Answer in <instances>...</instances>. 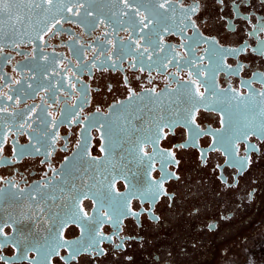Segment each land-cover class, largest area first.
Masks as SVG:
<instances>
[{"label": "flooded vegetation", "instance_id": "1", "mask_svg": "<svg viewBox=\"0 0 264 264\" xmlns=\"http://www.w3.org/2000/svg\"><path fill=\"white\" fill-rule=\"evenodd\" d=\"M16 1L8 21L37 32L0 45V94L13 96L0 98L8 108L0 112V264H260L264 2L173 0L170 19L146 42L149 60L128 31L84 26L59 0ZM92 6L106 15L123 8ZM189 72L203 74V99L178 88ZM141 146L151 159H141ZM113 176L124 177L114 187L127 197L118 222L104 216L107 203L93 202ZM157 188L154 201L145 198Z\"/></svg>", "mask_w": 264, "mask_h": 264}, {"label": "snow or ice", "instance_id": "2", "mask_svg": "<svg viewBox=\"0 0 264 264\" xmlns=\"http://www.w3.org/2000/svg\"><path fill=\"white\" fill-rule=\"evenodd\" d=\"M44 2L51 5L53 3V0H44ZM262 2H264V0H262ZM10 3L11 0H0V13H4L8 11ZM59 3L62 5L61 11H66L72 16H77V17L83 15L84 19L81 21V24L90 27L93 30L96 27L103 24L106 27H111L112 31L117 34L119 31H128L129 32L128 40L132 46V49L134 51L139 52L141 56H143L144 53H149L147 59L151 60L153 55L152 52H149L151 44H148L146 42L151 39L150 33L157 25L164 24L166 20L170 19V17L167 14L169 13L170 9H172L173 0H118V3L123 5V8L119 12H111L110 15H106L102 13L98 7H93L92 0H59ZM180 6L183 7V5ZM187 10L191 13H196L199 10V4L194 3ZM189 19H191V17H189ZM60 22L61 21L59 19L56 20L52 25V27L54 28L55 25L59 24ZM163 30L167 32L168 28L164 27ZM261 30H264V27H262ZM181 31H183V29H181ZM105 35L107 36L109 35V33L105 32ZM108 43L113 44L114 47L113 41L109 40ZM155 51L158 54L160 51H163V49L157 46V49ZM231 51L237 52V51H243V49H239V50L232 49ZM260 54L264 55V49L261 50ZM41 59L47 61L48 58L46 56H42ZM174 59L175 57L168 59L167 63L162 64V66L166 68L167 65L171 64ZM201 60H203V57H201ZM53 74L58 75V73H55L54 70H53ZM201 75L203 74L196 73L195 76H193V74L189 72L190 79L188 81L183 82L182 84H179L178 88L184 89L186 94H190L192 98L199 97L203 99L205 92L208 91V88L204 86L201 80L199 79ZM44 78H48L47 75H45ZM33 79H35L34 76ZM15 83L19 84L20 81H15ZM202 86L205 87V92L200 91V88ZM26 87L28 89H31L33 86L31 84H28ZM41 90L46 92L48 91V89L46 88H42ZM152 91L154 94L159 95V93H155V90ZM171 91H176V89H172ZM260 95L264 96V93H261ZM2 97H6V99L9 101L13 100V96L8 95L7 93L0 94V98ZM129 99H132V97L130 96ZM15 102L19 103V96L16 97ZM7 111H8L7 107H0V112H7ZM97 111H99V109ZM46 114L50 115V113H46ZM260 114L264 116V111H261ZM28 120H31V116L28 117ZM51 126L52 128L56 127V122L54 120L51 121ZM21 127H23V125H21ZM255 150L256 149L253 147V151ZM140 151L143 153L141 159L152 158L149 153L143 151L142 146L140 148ZM246 163L247 161H243L236 166L243 167V165ZM118 178H124V177H117V176L111 177V184H110L111 191L105 193V197L103 200L93 201L94 203L98 202L100 204L101 209H103L105 203H107L108 207L111 209V214L109 213V211H104V216L109 220H111L113 216H115L116 221L114 222H118L120 218L126 214L124 211L123 201H125L127 197L116 192L114 187L115 181ZM46 186L47 185H45V187ZM13 187H16V185H13ZM3 191H4L3 189H0V192ZM20 191L22 192L23 189H20ZM158 194H159V189L157 188L155 191L146 192L145 198L154 201L155 198L158 196ZM34 198L35 197H33V199ZM80 212L83 213L84 217H87V213H84L82 208H80ZM133 215H135L137 219L139 218L138 213H135ZM221 215H223V213H221ZM150 219L156 220L157 218L153 215L150 217ZM210 227L215 229L216 224L213 223L210 225ZM0 234H3V227H0ZM105 239H108L109 241L111 240L110 237H107ZM91 247L92 246L89 245L86 248L80 249V251H88ZM116 248L122 249L123 245L117 244ZM95 250L97 252V255L100 256L105 255L104 250L99 247L98 243Z\"/></svg>", "mask_w": 264, "mask_h": 264}, {"label": "water", "instance_id": "3", "mask_svg": "<svg viewBox=\"0 0 264 264\" xmlns=\"http://www.w3.org/2000/svg\"><path fill=\"white\" fill-rule=\"evenodd\" d=\"M58 5L62 6L61 4ZM31 8H33L32 5ZM7 16L5 12L0 13V45L1 44L6 45L8 43L12 44L13 42H18L21 39L33 38V34L37 32L36 26H33L32 24L28 26H23L21 23H18L17 21L10 22L8 21L9 16L8 17ZM107 115H111V109L108 110ZM16 120L20 121V119H16ZM10 121H15V119H9L7 120V123H9Z\"/></svg>", "mask_w": 264, "mask_h": 264}, {"label": "rangeland", "instance_id": "4", "mask_svg": "<svg viewBox=\"0 0 264 264\" xmlns=\"http://www.w3.org/2000/svg\"><path fill=\"white\" fill-rule=\"evenodd\" d=\"M263 250V252H264V248L262 249ZM263 259H261V260H259L260 261V264L262 263V264H264V262L262 261V260H264V257H262ZM262 261V262H261Z\"/></svg>", "mask_w": 264, "mask_h": 264}, {"label": "bare ground", "instance_id": "5", "mask_svg": "<svg viewBox=\"0 0 264 264\" xmlns=\"http://www.w3.org/2000/svg\"><path fill=\"white\" fill-rule=\"evenodd\" d=\"M262 261L264 262V260H262ZM262 261H261V262H262ZM261 264H262V263H261Z\"/></svg>", "mask_w": 264, "mask_h": 264}]
</instances>
